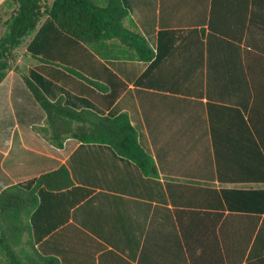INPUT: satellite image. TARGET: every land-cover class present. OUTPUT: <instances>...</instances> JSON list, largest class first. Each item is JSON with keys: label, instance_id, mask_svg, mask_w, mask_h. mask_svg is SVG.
I'll return each instance as SVG.
<instances>
[{"label": "crops", "instance_id": "obj_1", "mask_svg": "<svg viewBox=\"0 0 264 264\" xmlns=\"http://www.w3.org/2000/svg\"><path fill=\"white\" fill-rule=\"evenodd\" d=\"M118 1L154 55L180 38L152 70L149 62L100 60L125 85L110 107L40 70L69 75L30 57L36 32L16 63L51 102L108 118L126 113L157 176L106 145L50 146L31 129L44 124V112L10 71L0 83V192L61 166L91 191L68 213L78 238L65 231L35 245L60 264H264V231L255 238L264 209L252 195L264 191V0Z\"/></svg>", "mask_w": 264, "mask_h": 264}, {"label": "trees", "instance_id": "obj_2", "mask_svg": "<svg viewBox=\"0 0 264 264\" xmlns=\"http://www.w3.org/2000/svg\"><path fill=\"white\" fill-rule=\"evenodd\" d=\"M3 11L9 12V16L2 22L0 36V83L13 71L26 85L45 114L44 124L32 126V131L56 149H61L68 139L106 145L120 158L132 162L143 176L156 177L154 162L140 147L126 113L108 118L89 110L76 111L61 98L49 101L28 78L25 67L16 63V53L36 32L27 47L30 57L40 55V61L55 69L61 67L69 75L60 70L52 73L40 70L108 108L125 85L100 60L149 62L152 70L171 52L180 36H172L169 44L154 55L118 0H6L0 9V23ZM52 47L55 54L49 51ZM66 50L72 57L70 63L64 57ZM86 66L94 71L86 70ZM99 80L107 86L98 83ZM90 194V190L73 185L64 166L3 189L0 192V264H60L55 257L45 255L43 246L37 249L35 245L44 238H59L65 231H72L71 238H78L79 231L67 223L68 213ZM252 195L262 201L259 210L262 211L264 191ZM232 208L240 209L237 205ZM251 219L255 227L258 217ZM254 227L243 236L251 239ZM262 231L264 226L255 238ZM232 236H241L240 231H234ZM89 248L100 250L98 246Z\"/></svg>", "mask_w": 264, "mask_h": 264}, {"label": "rangeland", "instance_id": "obj_3", "mask_svg": "<svg viewBox=\"0 0 264 264\" xmlns=\"http://www.w3.org/2000/svg\"><path fill=\"white\" fill-rule=\"evenodd\" d=\"M8 16H9V12H5L4 11L3 14L1 13L0 36H1L2 32H3L2 22H4L8 18ZM16 55H17V57L21 55L20 49L17 51Z\"/></svg>", "mask_w": 264, "mask_h": 264}]
</instances>
